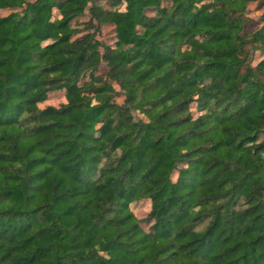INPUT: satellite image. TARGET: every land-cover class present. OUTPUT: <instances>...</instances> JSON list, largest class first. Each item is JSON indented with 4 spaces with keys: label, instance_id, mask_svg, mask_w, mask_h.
I'll list each match as a JSON object with an SVG mask.
<instances>
[{
    "label": "trees",
    "instance_id": "16d2710c",
    "mask_svg": "<svg viewBox=\"0 0 264 264\" xmlns=\"http://www.w3.org/2000/svg\"><path fill=\"white\" fill-rule=\"evenodd\" d=\"M249 1L0 0V264H264Z\"/></svg>",
    "mask_w": 264,
    "mask_h": 264
},
{
    "label": "rangeland",
    "instance_id": "374dc122",
    "mask_svg": "<svg viewBox=\"0 0 264 264\" xmlns=\"http://www.w3.org/2000/svg\"><path fill=\"white\" fill-rule=\"evenodd\" d=\"M100 3H102L103 5H109L110 3H108V0H99ZM257 0H253V1H249L247 4V10L246 13L248 15V17L250 18L249 22L246 24V28L247 29H255L258 26L261 25V20L259 18L260 14L262 13V11L264 10V6L259 7L257 5ZM124 2L118 4V6L120 7H124ZM8 10L7 9H3L0 8V14H5L7 13ZM88 12L86 11L85 14L83 16H79L78 20H86L88 19ZM92 29V28H91ZM97 36L101 39H103L104 41H108L111 42L112 38H113V32H112V28L110 25H103L100 27V29L97 31ZM260 55V51L256 52L254 55L255 60L257 61V59L259 58ZM103 67L101 66V69ZM62 92L61 91H55L52 92L50 94V99L48 100V102H58L60 101V99L62 98L61 96ZM118 101L122 100V96H118L117 97ZM45 103V102H42ZM131 207L133 209V211L135 212V214L137 215V217L141 218V226L146 230L148 228V225L150 224L149 221H147L145 219L147 212L150 209V200L149 199H144L138 202H134L131 203Z\"/></svg>",
    "mask_w": 264,
    "mask_h": 264
}]
</instances>
